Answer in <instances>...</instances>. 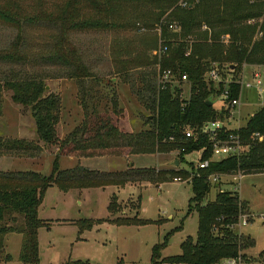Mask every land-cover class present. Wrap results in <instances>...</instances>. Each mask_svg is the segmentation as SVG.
Here are the masks:
<instances>
[{"label":"rangeland","instance_id":"obj_1","mask_svg":"<svg viewBox=\"0 0 264 264\" xmlns=\"http://www.w3.org/2000/svg\"><path fill=\"white\" fill-rule=\"evenodd\" d=\"M66 1L0 0V6H20L21 15L32 16L48 12L60 16L68 5ZM176 1L174 8H179V0ZM246 1L252 7L258 4L264 7V0ZM84 5L87 4L81 5L83 10L79 9L78 13L82 16L86 14L85 18L93 21L106 17L107 13L104 11L95 13L88 5ZM120 10L127 16L126 21L136 11L133 6L115 5V12L109 13L107 20L112 21L114 14L118 15ZM147 10H143L147 21H133L135 24L131 28H92L82 31L69 27V30H65L68 42L64 47L59 42L62 40L60 20L55 24L52 21L50 22L53 24L25 23L21 30L0 22V52L14 50L13 45L17 43L18 37H22L18 55L24 58L17 63L0 61V82L40 80L46 85L45 96H51L58 108L59 122L56 129L59 142L64 141L83 123L84 101L89 103L90 112L92 103L99 112H109L123 135L118 144L113 143L108 149L89 152L92 154L88 157H78L80 154L61 156L59 143L46 145L39 141L31 109L14 103V92L3 89L0 134L6 139H21L37 144L42 152L35 157L6 155L0 162L1 172H38L48 176L52 172L56 156L59 155L62 169L80 166L97 174H110L126 181L125 185L86 191L63 192L56 186L50 187L39 209V218L47 223L46 227L39 230L40 264H151L152 250L156 245L162 247L161 260L165 261L180 255L181 245L187 239L191 238L194 242L197 239L198 214L196 211L190 214L188 212L190 200L194 196L190 178L180 177L179 182L171 179L160 185L156 184V177L158 171L162 170L192 171L199 163L200 153L194 152L186 156L185 162L181 163L177 150H147L149 141L145 135L151 128L146 118L154 113L148 100L151 95L148 87L158 82L160 69L155 62L164 57L160 54V50L166 46L163 42L176 41L173 40L175 37H163L161 25H167L165 18L170 12L160 24H156L149 22L153 13ZM76 16L78 15L75 13V20L72 18L68 25L73 26ZM255 19L260 25L264 23V8L262 16ZM144 23L155 26L147 29ZM245 25H248L247 21ZM168 29L177 37L183 33L181 27L179 31ZM203 31L209 30L202 27L200 32ZM258 31L259 29L254 40L262 38L257 36ZM189 39L195 38L188 37ZM61 51L64 52L63 55ZM79 61L89 73L84 81L76 76L79 73ZM215 66L222 73L225 72L227 82L233 79L240 81L241 92L239 105L231 111L225 95L215 96L213 105L218 111L229 110L231 117L223 122L225 125L228 122L227 125L231 128L245 127L251 117L264 107V64H244L235 75L229 73L235 69H227L228 64L221 68L220 65H213ZM123 67L126 69L125 73L121 71ZM256 72L261 74L260 88L263 93L259 92L254 80ZM205 79L218 88V82L208 78L207 73ZM248 83L253 84V87L247 88L245 85ZM179 86L182 99H189L190 84L184 81ZM113 100L117 102L118 114L112 112ZM70 157L73 159L70 160ZM175 161L179 162L178 167L173 165ZM218 183H212L211 193L204 204L215 201L220 191H236L240 199L249 205L246 212L248 225H236L235 231L250 236L254 244L243 251L246 255L244 261L235 260L236 264H264V173L237 172L220 177ZM139 198L141 209L138 210ZM14 215L18 225H21L22 217ZM83 220H92L96 224L92 230L80 233V227H86L85 223H79ZM165 237L169 239L167 245L164 244ZM4 242L6 252L13 259L11 264H22L19 260L22 236L9 234ZM164 263L167 264L168 261ZM221 264L226 263L224 261Z\"/></svg>","mask_w":264,"mask_h":264},{"label":"trees","instance_id":"obj_2","mask_svg":"<svg viewBox=\"0 0 264 264\" xmlns=\"http://www.w3.org/2000/svg\"><path fill=\"white\" fill-rule=\"evenodd\" d=\"M67 2L68 5L60 16L51 15L48 12L32 16L21 15L20 6V8L15 4L12 7L0 6V22L21 30L25 23L53 22L55 24L60 20L61 29L59 30L62 40L59 42L64 47L68 42L65 30L69 27H71L69 29L74 27L82 31L92 28L111 30L131 28L135 24L133 21H147L143 13L145 9L153 13L149 22L160 24L177 1L67 0ZM83 4H87L95 13L104 11L107 13L106 17L93 21L91 18H85L86 14L82 16L78 13L79 9L83 10L81 8ZM191 4L192 7L188 9L174 8L165 18L167 25H161L163 37H175L173 40L176 41L163 42L165 47H168V53L160 61L155 62L160 69L159 79L156 85L148 87L151 93L148 100L154 113L146 118L151 128V131L145 135L149 141L147 150L152 152L177 150L182 163L185 162L186 156L205 149L202 160H210L207 169L193 167L192 171L176 169L162 170L157 173L156 184L160 185L171 179L190 178L194 196L190 200L188 212L190 214L196 211L198 214L196 241L187 239L181 245L182 253L166 260L168 263L178 264H221L229 260L243 262L246 258L243 251L252 247L254 241L250 236L238 234L231 227L239 223L241 216L246 215L249 210L248 203L241 200L236 191H220L215 201L207 204H204V201L212 190V183L209 181L211 176L222 177L237 172L264 173V107L251 117L245 127L230 129L221 134L222 139L231 134H238L241 137L248 149L240 156L212 160L213 147L208 136L201 134L200 131L209 122H225L230 117L229 110L218 111L214 105L209 107L208 101L211 100L215 104V96L227 93L226 102L230 104L231 101L239 99L241 92L240 81L233 79L227 82L226 74L222 73L221 69H219L221 79L218 82V88L214 87L213 82L208 83L205 75L214 68L213 65H220L221 68L224 64H228L227 69L235 66V71L229 72L235 75L241 71L244 64H264V23L258 26L245 25L246 21L261 17L264 7L262 4L252 7L246 0H191ZM115 5L133 6L136 11L127 21V16L121 13V10L118 15L114 14L112 21H108L109 13L115 12ZM75 13L79 17L76 16V22L70 26L68 21L75 20ZM172 22L180 24L182 37L180 35L177 37L169 31L168 27ZM147 23H144L147 29L155 26V24L149 26ZM202 27H207L209 31L200 32ZM259 27L263 31V36L259 40H254ZM188 37L195 39L188 40ZM21 38L18 37L17 43L13 45L14 50L0 52L1 62L17 63L24 59L18 55ZM61 54L63 55L64 52L61 51ZM60 58L63 59L61 56ZM78 66L79 73H76V76L84 81L89 73L80 61ZM125 70L123 67L121 71L125 73ZM165 71H171L173 77L163 86L160 83V75ZM183 75H187V82L190 84L189 99L181 97L182 90L179 84L184 82ZM3 89L14 92L12 97L14 103L31 109L39 141L46 145L59 143L61 156L80 154L78 157H88L92 154L89 152L96 149H108L113 143L118 144V141L123 139L109 112L105 114L99 112L94 103L91 104L90 112L89 103L84 101L82 102L85 114L83 123L75 128L64 141L59 142L56 129L59 122L57 104L51 96H45L47 90L42 81L0 82V117L3 108ZM117 108V102L113 100L112 112L118 114ZM189 130L195 131L196 135L185 140V133ZM256 134L262 135L263 140L257 142L254 137ZM172 137L175 138L174 142L169 141ZM41 152V147L37 144L21 139H6L0 134V157L6 155L35 157ZM125 184L124 179H116L110 174H97L80 166L62 169L59 155L56 156L52 172L48 176L38 172L3 173L0 171V264H11L13 261L12 256L5 250L4 239L9 234L22 236L19 257L22 264H40L39 230L46 227L47 223L39 218V209L50 187L56 186L63 192H69ZM217 185L220 186L219 183ZM192 204H195L194 208ZM111 208H113L112 205ZM139 209H141V198L138 199ZM14 214L22 217L21 225H18ZM79 223L86 224L84 229L80 227V233L92 230L96 224L92 220H83ZM168 240V237H165L164 244L167 245ZM161 248L160 245L153 248L151 264H165L166 260H161Z\"/></svg>","mask_w":264,"mask_h":264},{"label":"built area","instance_id":"obj_3","mask_svg":"<svg viewBox=\"0 0 264 264\" xmlns=\"http://www.w3.org/2000/svg\"><path fill=\"white\" fill-rule=\"evenodd\" d=\"M177 6L181 9H188L192 7L191 4V0H179ZM261 20V19H260ZM248 25L251 26H256L257 24L260 25V23H258L257 19H250L247 21ZM180 24L177 22H172L169 24V28L173 31H179L180 30ZM204 29L208 30L207 27H204ZM259 38L263 36V32L260 30L259 27V31H258V35ZM168 53V47H164L160 50V54L161 56L167 55ZM220 70L217 66H215L211 71H209L207 73V77L210 78L211 80H213L214 82H219L221 77H220ZM173 75L171 71H165L160 75V83L161 85H166L171 79H172ZM254 80L257 83V88L259 90L260 93H263V89L260 88L261 86V74L259 72L254 73L253 75ZM182 81H187V75H183L182 76ZM242 86H243V82H242ZM247 88H252L253 84L248 83L245 85ZM225 95V99L227 98V93L224 94ZM240 103V100H233L231 101V103L229 104V110L231 111V109H234L235 107H237ZM231 117V116H230ZM228 123V122H227ZM221 122V121H213V122H209L207 124L204 125V127L201 129L200 133L207 135L209 138V141L213 147L212 149V160H221V159H227L229 157H235V156H240L242 153H244L245 150H247L248 146L245 147L244 142L242 141L241 137L238 134H231L226 136L224 139H222L221 134L225 133L226 131L230 130V127ZM238 129V128H237ZM196 135L195 131L189 130L185 133V140L186 139H190L192 137H194ZM255 140L257 142H260L263 140L262 135L260 134H256L255 136ZM171 142L175 141V138L172 137L170 138ZM246 148V149H245ZM200 153V160L198 165L196 166L197 169H207L210 165V160H202V156L205 152V149H202L200 151H198ZM220 177L218 176H211L209 178V181L211 183H217L219 181ZM176 182L181 181L180 178L175 179ZM262 219L264 221V214L262 215ZM249 220L248 217L246 215H243L240 217L239 223L237 224V226H246L248 225ZM236 225L232 226L231 228L235 230ZM226 264H236L235 260H229V261H225ZM168 264V263H167ZM169 264H178V263H169Z\"/></svg>","mask_w":264,"mask_h":264},{"label":"water","instance_id":"obj_4","mask_svg":"<svg viewBox=\"0 0 264 264\" xmlns=\"http://www.w3.org/2000/svg\"><path fill=\"white\" fill-rule=\"evenodd\" d=\"M230 69L234 70V69H235V66H231ZM213 104H214V102L211 101V100L207 102V105H208L209 107L213 106ZM173 165H174L175 167H178L179 162H178V161H175V163H174Z\"/></svg>","mask_w":264,"mask_h":264},{"label":"crops","instance_id":"obj_5","mask_svg":"<svg viewBox=\"0 0 264 264\" xmlns=\"http://www.w3.org/2000/svg\"><path fill=\"white\" fill-rule=\"evenodd\" d=\"M230 123V122H229ZM230 129H235V128H231L230 127ZM3 158H0V162H1V160H3V159H5L6 157L5 156H2ZM73 158L72 157H70V160H72ZM85 191H86V189H84ZM84 190H82V191H84ZM81 192V191H80Z\"/></svg>","mask_w":264,"mask_h":264}]
</instances>
